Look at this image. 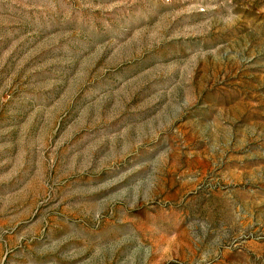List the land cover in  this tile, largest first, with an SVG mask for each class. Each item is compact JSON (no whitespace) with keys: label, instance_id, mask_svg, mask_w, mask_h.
Wrapping results in <instances>:
<instances>
[{"label":"rangeland","instance_id":"374dc122","mask_svg":"<svg viewBox=\"0 0 264 264\" xmlns=\"http://www.w3.org/2000/svg\"><path fill=\"white\" fill-rule=\"evenodd\" d=\"M0 264H264V0H0Z\"/></svg>","mask_w":264,"mask_h":264}]
</instances>
